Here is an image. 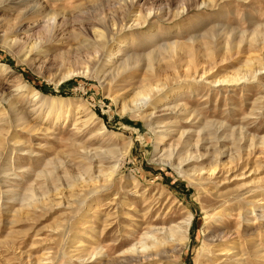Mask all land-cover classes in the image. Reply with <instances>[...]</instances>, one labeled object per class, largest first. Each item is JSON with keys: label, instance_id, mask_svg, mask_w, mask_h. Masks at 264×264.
<instances>
[{"label": "rangeland", "instance_id": "rangeland-1", "mask_svg": "<svg viewBox=\"0 0 264 264\" xmlns=\"http://www.w3.org/2000/svg\"><path fill=\"white\" fill-rule=\"evenodd\" d=\"M189 215L180 264L225 228L264 264V0H0V264H101Z\"/></svg>", "mask_w": 264, "mask_h": 264}, {"label": "bare ground", "instance_id": "bare-ground-1", "mask_svg": "<svg viewBox=\"0 0 264 264\" xmlns=\"http://www.w3.org/2000/svg\"><path fill=\"white\" fill-rule=\"evenodd\" d=\"M37 46L41 47L40 44H38ZM121 52L122 51L120 49L116 51V53L113 55L114 59L118 58ZM257 72L258 75L262 74L261 69ZM153 105L154 104L151 98H143L135 107V112H140L139 114L143 115L145 119H149L152 121L153 118L157 116V113L150 109ZM171 145L168 151H165L164 159H166L170 165L176 166L179 171L183 173L185 171V163L183 162L184 160H180L181 154L179 153L178 148L176 149L177 146L173 149ZM130 151L131 150H129L126 154L129 155ZM223 156H225V154H222L221 158ZM225 170V167L221 168L220 165L217 164L216 167L210 169L205 173L203 172L197 176L199 183L210 181L216 176H218L220 173H225ZM115 174V171H113V174L110 176V179H107L105 183H111V181H113L115 178ZM193 220V215H189L187 219L181 221L180 223L173 222L169 226L159 224L151 225L147 224L146 222L139 223L138 221H135V227L138 228V232H135L134 229H131V236L134 237L131 242L125 240L126 236H123L122 241L117 240L115 243L116 245L114 247L108 249L98 247L99 249L96 252V256H94L97 260H100L101 264H180V261L182 259L181 254L184 252L185 248L190 242V233ZM134 233H138L137 238L136 236H134L136 235ZM238 234H240L239 231L233 233L231 232V230L229 231L228 228L220 230V234H211L209 238L211 240L212 248L209 249L207 252V260L209 264H231L233 262H241V258L243 256L238 257L240 256V253H232V250L230 248L233 235ZM126 242H130V244L129 246L123 248L121 244H125ZM114 250L115 252L113 253L112 251Z\"/></svg>", "mask_w": 264, "mask_h": 264}]
</instances>
